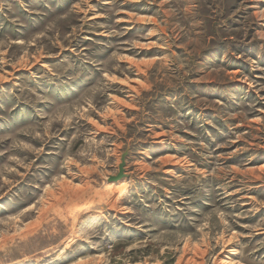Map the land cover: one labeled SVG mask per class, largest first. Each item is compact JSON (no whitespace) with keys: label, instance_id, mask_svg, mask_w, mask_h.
<instances>
[{"label":"rangeland","instance_id":"rangeland-1","mask_svg":"<svg viewBox=\"0 0 264 264\" xmlns=\"http://www.w3.org/2000/svg\"><path fill=\"white\" fill-rule=\"evenodd\" d=\"M35 256L264 264V0H0V264Z\"/></svg>","mask_w":264,"mask_h":264},{"label":"bare ground","instance_id":"bare-ground-1","mask_svg":"<svg viewBox=\"0 0 264 264\" xmlns=\"http://www.w3.org/2000/svg\"><path fill=\"white\" fill-rule=\"evenodd\" d=\"M126 183H125V181H120L119 183H117V185H115L116 187H114L113 185H111V186H113L112 188H115V192H122L123 190L124 191H126L125 189H123L124 188V185H125ZM110 186V187H111ZM123 186V187H122ZM111 189V188H110ZM123 189V190H122ZM112 191V190H111ZM96 194V193H95ZM78 207V206H77ZM76 219V218H75ZM74 219V220H75ZM73 222V221H72ZM73 224H76L75 223V221L73 222ZM78 225V224H77ZM77 225H75V227L77 226ZM74 229V228H73ZM24 261H22V260H17L16 262H14V263H12V264H39V261H40V259H39V257H34V258H32V259H23ZM227 263V262H226ZM3 264V263H2ZM225 264V263H224ZM232 264H235V263H232Z\"/></svg>","mask_w":264,"mask_h":264}]
</instances>
